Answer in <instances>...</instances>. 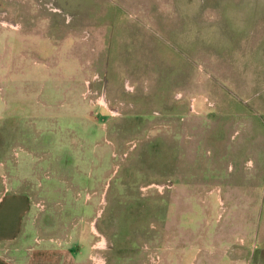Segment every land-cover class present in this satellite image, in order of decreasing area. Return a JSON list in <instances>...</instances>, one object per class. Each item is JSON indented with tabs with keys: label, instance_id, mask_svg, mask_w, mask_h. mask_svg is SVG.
I'll use <instances>...</instances> for the list:
<instances>
[{
	"label": "rangeland",
	"instance_id": "1",
	"mask_svg": "<svg viewBox=\"0 0 264 264\" xmlns=\"http://www.w3.org/2000/svg\"><path fill=\"white\" fill-rule=\"evenodd\" d=\"M263 33L264 0H0V221L29 196L52 264H264Z\"/></svg>",
	"mask_w": 264,
	"mask_h": 264
},
{
	"label": "crops",
	"instance_id": "2",
	"mask_svg": "<svg viewBox=\"0 0 264 264\" xmlns=\"http://www.w3.org/2000/svg\"><path fill=\"white\" fill-rule=\"evenodd\" d=\"M239 37H243L242 33H240ZM248 37H250V35H247V43L245 48H261L262 51L264 50V33L257 38V41L259 42L257 44L253 43L252 40H254L255 38L252 35L250 38ZM19 193H21L22 195L13 193L6 197L9 200L18 201L17 203H19L20 200L22 201V203H24V205L20 208L14 207L13 205L10 212L3 213L1 216L0 241L2 239L4 240L3 242H0V264H20L24 257H28V261L23 264H52V259L55 260L62 257L63 255L61 253H55L56 250H52L51 253H47L48 248L43 245L37 246L36 248L34 247L35 249L30 251V249H28L30 246L23 241L25 240V238H22L20 240V236L23 230H21V227H17L18 224H15L14 222L15 212L17 211L18 217L21 213V210L25 212L27 210V198L29 200L30 197L25 195V193L23 192ZM40 243L41 242H39L38 244ZM53 253H55V255H53Z\"/></svg>",
	"mask_w": 264,
	"mask_h": 264
}]
</instances>
